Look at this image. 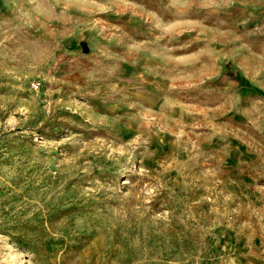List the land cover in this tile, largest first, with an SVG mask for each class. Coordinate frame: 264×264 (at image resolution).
I'll list each match as a JSON object with an SVG mask.
<instances>
[{
  "label": "rangeland",
  "instance_id": "1",
  "mask_svg": "<svg viewBox=\"0 0 264 264\" xmlns=\"http://www.w3.org/2000/svg\"><path fill=\"white\" fill-rule=\"evenodd\" d=\"M0 264H264V0H0Z\"/></svg>",
  "mask_w": 264,
  "mask_h": 264
}]
</instances>
